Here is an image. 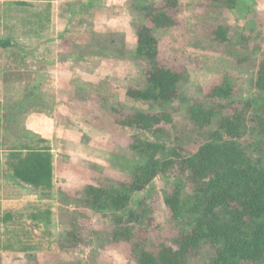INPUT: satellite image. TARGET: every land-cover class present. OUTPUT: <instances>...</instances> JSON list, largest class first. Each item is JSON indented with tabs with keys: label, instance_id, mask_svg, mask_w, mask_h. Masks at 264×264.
Instances as JSON below:
<instances>
[{
	"label": "rangeland",
	"instance_id": "1",
	"mask_svg": "<svg viewBox=\"0 0 264 264\" xmlns=\"http://www.w3.org/2000/svg\"><path fill=\"white\" fill-rule=\"evenodd\" d=\"M178 1L179 24L155 30L160 42L161 62L184 73L178 98L172 103L134 101L125 97L122 88L147 85L145 74L149 68L144 60L132 59L129 52L121 60H106L110 57L107 53L101 56L106 58L99 61L100 69L107 77H114L107 80L91 76L89 80L76 72L63 78L60 76L64 71L59 76L47 68L38 71L36 62L29 57L31 52L34 55L30 48L12 44L8 48L0 47V55L18 56L11 60V64L6 63L10 76L0 77V117L5 112L4 105L24 98L27 93L42 99L45 105L42 107L47 109L45 112L50 114L51 122L25 119L20 115L12 124L20 134L34 137L24 142L29 143L43 135L50 137L52 154L61 173V176L57 174V178L54 177L50 199L32 187L18 185L6 167L8 153L4 149L8 143L17 140L16 136L10 132L9 138L5 139L7 145L0 139V209H6L0 212V218L6 212L17 216L7 224L0 219V246L9 243L16 248L1 250L0 264H135L136 247L133 242L141 241L115 240L110 219L79 204L78 198L83 196L86 184L95 181L107 183L129 174L133 162L139 158L131 149V138L136 136L162 139L169 144L179 143L187 151H193L203 140L205 132L217 126L220 116L214 119L213 125L201 127L190 117L191 105L200 103L218 110L223 106L224 112L229 113L233 107H240L259 95L255 79L258 64L264 57V0H239L235 10L217 8L210 0ZM162 2L140 0V5H159ZM140 13L138 22L142 24L145 19ZM218 24L229 26L230 40L225 43L217 42L212 34ZM20 55L29 61L24 59L20 65ZM125 76L126 80L120 79ZM223 81L233 87L234 97L230 100L209 95L210 89ZM61 85L83 86L85 90L66 94ZM58 104L63 106L59 108ZM113 105L128 110H171L175 126L167 125V136L163 138L149 131L124 128L115 121L116 115L111 110ZM260 135L255 126L249 127L244 137L257 153L263 151L260 143L264 138ZM177 168L175 176H158L133 198L132 207L152 209L146 222L149 224L136 226V238L169 240L177 235L179 227L169 213L163 195L181 175L180 168ZM186 183L190 191L192 182L188 177ZM60 186L64 187L63 194ZM19 194L22 198L14 199ZM6 197L16 201L3 203ZM38 203L40 207L47 204L52 207V225L48 228L51 236H47L45 227L35 228L30 220L29 213ZM72 230L82 237L88 236L76 248L66 243L67 233ZM215 252L213 246L205 245L192 256L190 264H208Z\"/></svg>",
	"mask_w": 264,
	"mask_h": 264
},
{
	"label": "trees",
	"instance_id": "2",
	"mask_svg": "<svg viewBox=\"0 0 264 264\" xmlns=\"http://www.w3.org/2000/svg\"><path fill=\"white\" fill-rule=\"evenodd\" d=\"M210 1L217 8L227 10H235L239 6V0ZM178 6V0L141 6L145 23L136 27L134 56L149 66L145 74L147 85H132L124 89L128 99L168 104L178 98L184 73L161 62L160 42L155 34L156 29H168L179 24ZM212 34L217 42L230 40L228 25H216ZM9 46V40L0 39V47ZM255 86L259 95L240 107H233L229 113L224 112L223 106H219L220 110L200 103L190 106L191 119L201 127L213 125L214 119L220 116L217 126L205 132L203 140L193 151H187L179 143L169 144L162 139L136 136L131 138V149L139 158L133 162L129 174L107 183L95 181L86 184L83 196L78 198L79 204L108 217L115 240L141 241L133 242L136 247L135 264H190L192 256L208 244L216 249L208 264H264V141L260 143L263 151L257 153L254 151L256 148L252 150L244 139L248 128L255 126L260 137L264 138V57L258 64ZM209 95L230 100L234 97V90L223 81L213 86ZM42 106H45L44 101L31 93L19 102L4 105L5 112L0 117V139L5 145L9 133L15 134L17 140L4 147L8 153V168L14 178L50 199L54 187V158L49 139L42 136L29 143L24 142L34 137L21 135L13 126L23 113L46 111ZM111 110L120 126L149 131L159 138L167 136V125L175 126L173 112L168 109L152 112L113 105ZM177 167L181 175L163 194L167 209L179 227L177 235L169 240L136 238V226L149 224L146 222L152 209L132 207L133 198L158 176H175ZM187 177L192 182L190 191ZM47 205L40 207L41 204H36L29 217L35 228L45 227L47 236H51L48 228L52 225L53 210L50 204ZM0 219L7 224L17 216L6 212ZM67 235L66 243L73 248L88 238L75 230ZM1 250L16 248L6 243L0 246Z\"/></svg>",
	"mask_w": 264,
	"mask_h": 264
},
{
	"label": "crops",
	"instance_id": "3",
	"mask_svg": "<svg viewBox=\"0 0 264 264\" xmlns=\"http://www.w3.org/2000/svg\"><path fill=\"white\" fill-rule=\"evenodd\" d=\"M142 5L140 0H0V39L9 40L10 45L32 49L34 55L31 52L29 57L36 62L38 71L47 68L56 72L57 76L64 71L60 76L63 78L76 72L89 80L91 76L108 80L114 76L107 77L100 69L102 66L98 64L99 61L106 58L101 56L107 53L110 57L106 60H121L129 52L131 58H135L136 27L139 25ZM15 57L0 55V77L3 79L10 76L5 68L6 63L11 64ZM24 59L22 55L19 56L20 65ZM71 66L75 68L71 69ZM126 78L127 76L120 79ZM4 87L8 90L7 85ZM61 87L66 94L85 90L83 86ZM126 88H122L123 92ZM58 106L61 108L63 105ZM22 115L25 119L44 120L48 123L52 119L45 111H31ZM43 136L50 141V137ZM6 167L8 168L7 164ZM9 171L12 173L10 169ZM57 174L61 176L54 160V177L57 178ZM12 178L16 179L13 174ZM16 181L18 185L31 187L18 179ZM63 186L59 188L62 194ZM18 198H22V194L14 197ZM14 199L6 197L2 202L16 201ZM5 211L6 209H0V212Z\"/></svg>",
	"mask_w": 264,
	"mask_h": 264
}]
</instances>
